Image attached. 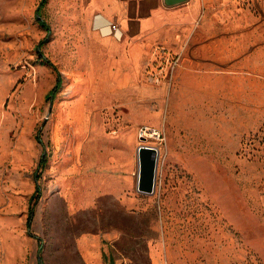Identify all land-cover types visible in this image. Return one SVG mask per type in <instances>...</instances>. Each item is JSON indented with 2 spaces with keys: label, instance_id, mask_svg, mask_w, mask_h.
Wrapping results in <instances>:
<instances>
[{
  "label": "crops",
  "instance_id": "0c3cea01",
  "mask_svg": "<svg viewBox=\"0 0 264 264\" xmlns=\"http://www.w3.org/2000/svg\"><path fill=\"white\" fill-rule=\"evenodd\" d=\"M71 4L81 22V57L66 70L73 82L74 68L96 71V88L82 75L55 114L49 108L43 164L44 143L34 134L39 116L31 111L41 100L38 84L19 83L23 71L7 68L18 52L0 44V264H167L154 235L153 198L137 190L138 120L131 113L132 126L107 124L104 111L114 116L117 103L135 111L138 100H148L150 121L173 119L179 101L249 100L250 84L264 79V0ZM23 11V3L16 6ZM9 51L16 56L5 59ZM45 64L35 67L44 85L52 80ZM143 69L148 88L137 92Z\"/></svg>",
  "mask_w": 264,
  "mask_h": 264
},
{
  "label": "rangeland",
  "instance_id": "374dc122",
  "mask_svg": "<svg viewBox=\"0 0 264 264\" xmlns=\"http://www.w3.org/2000/svg\"><path fill=\"white\" fill-rule=\"evenodd\" d=\"M42 0H0V44L6 43L18 52L7 66L23 71L20 84L30 80L38 84L40 102L31 105L39 117L34 134L41 138L42 154L46 134L53 117L44 122L52 107L55 114L59 103L71 96V88L84 75L90 87L96 88V71L74 68L78 77L69 78L65 63H77L81 57V22L72 19L71 0H46L39 13L49 26L38 21ZM23 3V13L16 6ZM80 10L79 7L77 8ZM78 23V24H77ZM94 23V22H93ZM80 34V35H79ZM41 51H38L39 44ZM93 42L92 49L97 51ZM56 66H48L52 80L39 81L35 67L44 62L42 55ZM5 59L16 52L9 51ZM78 64V63H77ZM76 64V65H77ZM154 82L157 74L152 69ZM169 82L171 73H168ZM62 83L55 93L47 94ZM43 80V79H42ZM250 84L246 101L178 102L173 119L163 115L149 119L148 100H138L136 110L117 103L115 115L106 116V123L117 120L132 126L127 115L138 120L134 128L137 143L156 146L160 161L154 203V235L161 244L167 264H264V79ZM171 86V85H170ZM148 88V69L141 70L133 85L137 92ZM42 90V92H41ZM89 92L86 95H96ZM13 93L11 94V96ZM157 108L158 101H152ZM87 105V104H86ZM233 112L230 118L228 113ZM45 124L44 129L41 126ZM142 126L164 134L162 143L150 138L141 141ZM44 147V148H43ZM48 151V149H47ZM42 155V156H43ZM36 173L41 174L40 168ZM39 178V177H38Z\"/></svg>",
  "mask_w": 264,
  "mask_h": 264
},
{
  "label": "water",
  "instance_id": "95a60500",
  "mask_svg": "<svg viewBox=\"0 0 264 264\" xmlns=\"http://www.w3.org/2000/svg\"><path fill=\"white\" fill-rule=\"evenodd\" d=\"M189 0H163L166 6L172 7L188 2ZM39 15V14H38ZM138 181L137 190L146 195L156 192L160 150L156 146L140 144L137 148Z\"/></svg>",
  "mask_w": 264,
  "mask_h": 264
},
{
  "label": "built area",
  "instance_id": "2783aa9c",
  "mask_svg": "<svg viewBox=\"0 0 264 264\" xmlns=\"http://www.w3.org/2000/svg\"><path fill=\"white\" fill-rule=\"evenodd\" d=\"M111 30L114 33H118L119 32V26L117 23H112L111 25ZM50 111H48L45 115H44V122H47L50 119ZM45 124H43L41 126V129H44ZM139 138L141 141H147L150 138L157 140L158 142L162 143L165 139L164 134L157 129H154L152 127H147V126H142L139 130ZM43 153H47V148L44 149Z\"/></svg>",
  "mask_w": 264,
  "mask_h": 264
},
{
  "label": "trees",
  "instance_id": "16d2710c",
  "mask_svg": "<svg viewBox=\"0 0 264 264\" xmlns=\"http://www.w3.org/2000/svg\"><path fill=\"white\" fill-rule=\"evenodd\" d=\"M44 3H45V0L42 1L41 5H40V7H39V9H38V11L40 10L41 6H43ZM38 21L40 22V24H41L42 26H44L45 28H48V30H49V26L47 25V23H46L43 19H41V17L38 18ZM43 42H44V40H43V41L39 44V46H38V51H39V52L41 51V45H42ZM41 55H42L41 58L43 59V61H44L45 63H48L49 65H52L54 68H56V66L53 64V62H51V60H49L48 58H45V57L43 56V54H41ZM61 82H62V79L59 78V79H58V83H57L56 88H53L52 91L50 92V94L55 93L56 89L61 85ZM38 140H39L40 142L42 141L40 137L38 138ZM45 161H46V154H44V155L42 156V158H41V164H43Z\"/></svg>",
  "mask_w": 264,
  "mask_h": 264
}]
</instances>
